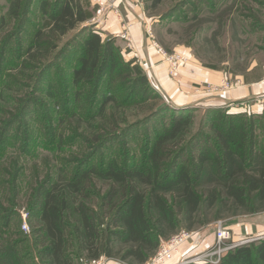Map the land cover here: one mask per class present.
I'll return each instance as SVG.
<instances>
[{
  "label": "trees",
  "instance_id": "16d2710c",
  "mask_svg": "<svg viewBox=\"0 0 264 264\" xmlns=\"http://www.w3.org/2000/svg\"><path fill=\"white\" fill-rule=\"evenodd\" d=\"M10 1L14 5L11 16L20 19L27 1ZM45 3L49 5L44 7L45 17L23 55L28 62H37L43 72L47 71L52 66L41 65L42 61L49 59L61 38L76 32L55 58L78 43L77 61L69 69L71 83L77 92L91 87V98L100 97L96 115L92 116L99 119L95 129L102 133L97 136V148L114 140L115 131L108 129H117L118 116L109 111L111 106L120 112L148 105L144 109L147 115L137 122L142 125L165 112L171 113V118L152 141H146L141 163L134 157L130 158L131 164L119 163L110 154L106 155L107 162L102 158L94 165L87 160L71 173L61 163L55 166V179H47L32 189L29 213L38 222V228L32 232L34 238L17 230L15 240H3L0 264H87L100 258L145 264L162 240L183 227L192 229V221L207 198L203 195L204 180L219 187L222 197L231 200L235 207L249 213L264 209V123L255 124L263 116L230 115L221 108L206 110L205 114L212 116L207 129L216 139L210 142L214 148H221V153L201 151L195 163L179 166L188 148L199 143L190 136L194 108L177 109L167 103L152 105L161 96L148 84L142 68L134 60H124L113 38L102 40L90 26L83 25L96 9L88 0ZM124 88L126 93L119 97L117 89ZM103 90L107 91L104 95ZM261 122L264 121L258 123ZM9 127L0 131V156L19 140L15 136V143L6 145V139L12 137L7 135ZM248 152L252 155L249 159ZM14 165L10 161V166ZM95 179L108 183L104 193L97 189ZM13 185L12 182V188ZM2 220L0 235L5 236L10 220ZM219 264H264V239L229 250Z\"/></svg>",
  "mask_w": 264,
  "mask_h": 264
},
{
  "label": "rangeland",
  "instance_id": "374dc122",
  "mask_svg": "<svg viewBox=\"0 0 264 264\" xmlns=\"http://www.w3.org/2000/svg\"><path fill=\"white\" fill-rule=\"evenodd\" d=\"M137 1L147 18L146 36L150 42H156L169 55L176 52L183 55L180 52L184 51L193 55L205 68L215 71L228 70L234 74L246 72L254 61L258 64L264 62V0ZM10 4H13L10 0H0V131L1 128L13 124L8 129L7 135L12 137L11 140L6 139V145L15 143V136L19 140L13 144L14 147L8 146L0 156V229L2 218L8 217L10 220L6 235H0V247L3 240L17 238L15 232L21 230L23 223L21 211L28 214L26 223L29 232L21 231L31 236V239L34 238L32 232L38 228V222L35 218H30L29 213L32 189L38 183L43 185L47 179H55V166L61 163L67 166L68 173H71L77 166H84L87 160L94 165L99 164L102 158L107 162L106 155L110 154L119 163L123 161L127 165L131 164V157L141 163L146 153V141H152L154 134L161 132L163 125H168L171 118V113L165 112L156 120L142 125L137 122H141L147 115L144 109L148 105L120 112L111 106L109 111L118 116L115 119L118 122L117 129H108L110 132L115 131L114 140L104 148H97V136L100 137L102 133L95 129L99 119L94 120L92 116L96 115L100 97L96 100L91 98V87L77 92V88L71 83L69 69L77 61L78 43L67 47L65 55L55 58L60 48H64L76 32L69 33L56 43L57 49L41 64L49 63L52 67L43 72L39 63L28 62L23 55L34 31L42 21L33 18V9L29 4L24 7V15L20 19L15 18V15L11 16L14 14V5ZM25 21L27 23H24ZM21 22L23 25H20ZM85 25L98 31L92 24ZM186 57L188 58L187 54ZM162 59L164 61V58ZM137 61L135 58L134 62L139 65ZM184 67L177 73H170L167 65V74L173 77ZM142 70L148 84L155 90L154 82L148 78L147 72ZM226 83L228 86L225 90L212 91L206 88L205 91L221 94L233 90L236 86L234 80L214 86L220 88ZM126 91V88L117 89V95L122 97ZM155 91L161 96V100L153 102L152 105L158 107L168 102L159 90ZM102 92V95L107 93L105 90ZM190 108H194L190 136L196 138L199 143L195 148H188L178 163L179 166L195 163V157L201 151H208L213 155L221 153V148H214L210 142L211 139L216 141L213 132L207 129L212 116L205 114L206 110L220 108L194 105ZM228 110L230 108L221 109L225 113ZM230 112L235 113L230 115H238L240 112L264 117V113L259 114L256 108ZM260 121H264V118ZM260 121L255 124L264 123H258ZM92 125L94 126L91 127ZM258 132L257 129L256 133ZM262 137L263 135L258 134L259 140H262ZM246 156L249 159L252 155L248 152ZM10 161L15 165L11 167ZM94 181L102 193L107 190L108 183L97 179ZM205 182L207 181L204 180L203 195L207 198L192 221V229L183 227L179 231H194L196 236L203 240L204 237L214 234L218 223H221L231 231V238L225 247L237 245L243 239H253L264 233V209L249 213L235 207L231 200L222 197L219 187ZM23 246L25 245L20 248L23 249ZM37 249L39 246L32 250L33 254ZM199 254L186 261H193ZM103 260L104 258H100L87 264H103Z\"/></svg>",
  "mask_w": 264,
  "mask_h": 264
},
{
  "label": "crops",
  "instance_id": "0c3cea01",
  "mask_svg": "<svg viewBox=\"0 0 264 264\" xmlns=\"http://www.w3.org/2000/svg\"><path fill=\"white\" fill-rule=\"evenodd\" d=\"M26 1L33 9V18L36 21H40V19L42 21L45 17L44 7L49 6L45 2L51 3L52 0ZM88 2L91 7L96 9L92 18L83 25L100 21L101 24L96 32L100 38L102 40L113 38L116 45L121 48L125 61L138 59L139 66L141 65V68L146 70L148 78L150 77L154 82L155 90H159L167 101L183 107L188 105L195 107L217 106L224 109L234 103L246 102L264 96V62L258 64L254 61L246 72L234 74L228 70L215 71L205 68L193 55L183 51L184 53H180L187 54L189 58L187 64L177 75L169 77L163 57L146 36L147 18L137 0H88ZM233 80L236 82V86L231 91L221 94L205 91L207 84L218 85ZM211 245H214V234L208 235L207 238L204 237L203 240L196 236L173 253L164 264H180L193 255L204 252ZM103 264L127 263L104 258Z\"/></svg>",
  "mask_w": 264,
  "mask_h": 264
},
{
  "label": "built area",
  "instance_id": "2783aa9c",
  "mask_svg": "<svg viewBox=\"0 0 264 264\" xmlns=\"http://www.w3.org/2000/svg\"><path fill=\"white\" fill-rule=\"evenodd\" d=\"M100 21L97 20V22L92 24V27L94 26L95 29H98L100 26ZM94 30V29H93ZM94 32H98L95 31ZM151 44L155 47L156 51L164 58V62L168 65V69L170 73H177L178 70L185 66L188 62V58L186 55H181L179 53H175L173 55H169L168 52L163 50L156 42L151 41ZM128 47H130V44H128ZM144 71H146L144 69ZM173 75V74H172ZM228 84L222 85V87L214 86V85H206V88L211 89L212 91L218 90H225ZM264 96L257 99H251L246 102H238L231 104L227 106L226 108H230V110L227 111V114H235L230 111L232 110H243L247 111L253 108H256L257 111H259V114L264 113ZM263 100V101H262ZM250 103H252L250 105ZM255 106V107H254ZM243 113V112H242ZM239 114H241L239 112ZM21 218L23 220L21 230L25 233L29 232V227L26 223V219L28 214L25 211L20 212ZM196 236V232L191 230H181L177 232L176 234L170 236L166 240H162L160 242V245L153 255V257L146 262L147 264H163L167 260H169L173 253L179 250L183 245L186 243L192 241ZM231 238V231L225 228L221 225V223H218L216 230L214 232V245L204 252L200 253L193 261H183L180 264H189L191 263H208V264H219L221 261L223 255L228 252L229 250L244 245L256 240L264 239V233L259 235L256 238L253 239H243L242 241L238 242L237 245L233 246H227L225 247V244L227 241H229ZM95 262V261H94Z\"/></svg>",
  "mask_w": 264,
  "mask_h": 264
},
{
  "label": "water",
  "instance_id": "95a60500",
  "mask_svg": "<svg viewBox=\"0 0 264 264\" xmlns=\"http://www.w3.org/2000/svg\"><path fill=\"white\" fill-rule=\"evenodd\" d=\"M172 102H170V101H168L167 102V104L168 105H170L171 107H173V108H177V109H185V108H190V107H193V105H188V106H179V105H177V104H174V103H172Z\"/></svg>",
  "mask_w": 264,
  "mask_h": 264
}]
</instances>
